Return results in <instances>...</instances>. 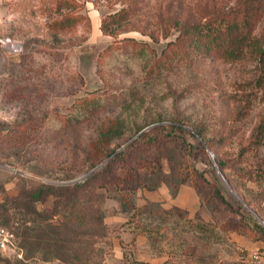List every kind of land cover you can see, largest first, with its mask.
Listing matches in <instances>:
<instances>
[{"label": "rangeland", "instance_id": "1", "mask_svg": "<svg viewBox=\"0 0 264 264\" xmlns=\"http://www.w3.org/2000/svg\"><path fill=\"white\" fill-rule=\"evenodd\" d=\"M241 1L0 0V226L17 236L0 264L79 262L74 252L30 249L23 200L97 172L109 243L97 244L94 264H264V240L215 193L221 187L263 225L264 60L241 42L227 60H158L179 33L161 32L172 19L204 20ZM123 7L129 14L110 33ZM57 199L45 195L35 207L44 213ZM68 211L62 205L56 218Z\"/></svg>", "mask_w": 264, "mask_h": 264}, {"label": "trees", "instance_id": "2", "mask_svg": "<svg viewBox=\"0 0 264 264\" xmlns=\"http://www.w3.org/2000/svg\"><path fill=\"white\" fill-rule=\"evenodd\" d=\"M129 11V7H123L114 13L112 18L115 19L114 22L117 25L114 27L106 25V30L117 34L116 31L122 26V21L127 18ZM263 17L264 0H243L235 6L210 13L204 20L199 21L183 22L181 18L175 17L172 19V26L161 28V32L165 37L169 36L173 28L177 29L179 33L174 40L167 43L158 60L164 59L166 65L169 66L174 64L176 58L191 64L200 63L207 56L227 60L233 58L231 47L237 42L248 45L253 53L260 57V60H264V33L260 35L256 33L257 26ZM217 22L225 24L227 27L223 35L216 27H213ZM205 26H207V30L203 32ZM151 36L156 38L152 33ZM155 65L157 66V64ZM157 67L159 68V66ZM197 134L215 155L216 168H219L222 174L226 175L228 166L225 161L218 157L219 153L214 147L215 145L206 138L202 130L197 129ZM199 146L204 149L201 142H199ZM119 155H115L104 169L113 168L112 163ZM102 175L103 172H97L91 174L83 182H76L67 186L41 187L35 189L33 194H25L23 205L26 207V214L22 235L26 244L31 246V250L38 244L45 248L46 253H53L54 251L74 252L70 254L76 255V259L79 260L77 263L74 259L72 261L67 259L70 257H57L67 260L71 264L95 263V257L92 254L95 250L99 254L97 244L109 243V227L105 221L104 211L97 202V192L92 189L93 182ZM216 178L219 179L218 176ZM249 178L255 179L256 177L249 175ZM258 178L262 177L259 175ZM228 180L230 181V179ZM215 193L225 202L227 207L243 217L241 223L244 222V218H248L247 223L245 220V232L247 234L256 240H264V224L257 222L246 208L247 206L245 207L239 200H235L236 205L225 200L221 187H217ZM45 195H53L59 201L55 202L53 209H45L42 213L35 207V202L40 201ZM123 203L129 208H134L136 212L141 211L133 203L131 206V201L128 199ZM62 205L69 211L67 214H63V219L56 218L57 214H60ZM254 208L257 209L256 206ZM29 223L35 225L32 226ZM229 225L228 223L227 226Z\"/></svg>", "mask_w": 264, "mask_h": 264}, {"label": "built area", "instance_id": "3", "mask_svg": "<svg viewBox=\"0 0 264 264\" xmlns=\"http://www.w3.org/2000/svg\"><path fill=\"white\" fill-rule=\"evenodd\" d=\"M16 238L17 236L14 229L7 226H0V251L15 248Z\"/></svg>", "mask_w": 264, "mask_h": 264}, {"label": "water", "instance_id": "4", "mask_svg": "<svg viewBox=\"0 0 264 264\" xmlns=\"http://www.w3.org/2000/svg\"><path fill=\"white\" fill-rule=\"evenodd\" d=\"M200 137V136H199ZM200 139L203 141V144L206 146V143L204 142V140L200 137ZM210 152V154H211V156L213 157V159H215L214 158V155H213V153L211 152V151H209ZM218 169V171H219V173L222 175V172H221V170L219 169V168H217ZM223 178H224V176H223ZM229 187H230V185H228ZM259 219H260V221L264 224V220H262L259 216H257Z\"/></svg>", "mask_w": 264, "mask_h": 264}]
</instances>
